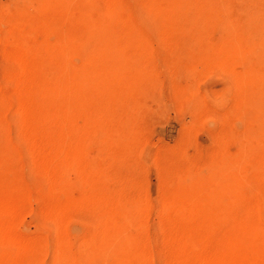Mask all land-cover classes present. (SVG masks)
<instances>
[{"label":"rangeland","instance_id":"1","mask_svg":"<svg viewBox=\"0 0 264 264\" xmlns=\"http://www.w3.org/2000/svg\"><path fill=\"white\" fill-rule=\"evenodd\" d=\"M0 264H264V0H0Z\"/></svg>","mask_w":264,"mask_h":264}]
</instances>
